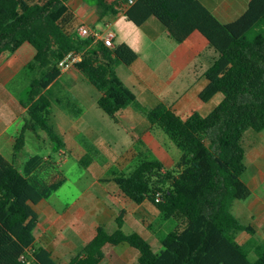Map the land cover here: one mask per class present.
<instances>
[{"label": "trees", "instance_id": "16d2710c", "mask_svg": "<svg viewBox=\"0 0 264 264\" xmlns=\"http://www.w3.org/2000/svg\"><path fill=\"white\" fill-rule=\"evenodd\" d=\"M71 0H0V66L25 44L35 50V64L46 69L31 85L30 104L13 159L0 152V264H60L50 249L36 248L39 215L35 205L48 200L67 177L57 161L36 153L24 167L17 162L27 134L66 146L55 126L52 87L62 75L59 62L72 51L82 53L74 69L100 92L99 107L115 121L129 106L143 111L149 123L164 131L182 154L171 169L157 158L136 162L128 174L113 172L103 182L114 183L138 205L150 203L176 228L156 253L140 233L123 230L126 210L110 233L100 226L95 237L68 264H102L106 246L128 244L139 251V264H264V237L233 213L238 200H248L245 135L264 131V0H251L232 22H222L204 0H82L94 2L100 19L123 13L136 26L155 19L175 43L199 32L218 53L205 72L208 85L200 98L208 103L218 94L222 101L206 116L198 111L184 118L168 103L144 107L126 85L116 66H132L140 54L127 43L109 47L96 36L82 37L76 28ZM56 102L74 116L81 108L72 101ZM36 141V140H35ZM37 142V141H36ZM88 166L84 157L81 161ZM246 231L245 243L235 232ZM25 258V259H24Z\"/></svg>", "mask_w": 264, "mask_h": 264}, {"label": "rangeland", "instance_id": "374dc122", "mask_svg": "<svg viewBox=\"0 0 264 264\" xmlns=\"http://www.w3.org/2000/svg\"><path fill=\"white\" fill-rule=\"evenodd\" d=\"M204 2L211 7L216 15L225 17L228 20L236 18L242 13L249 0H204ZM70 4L76 15V28L80 26L88 27L91 32L104 33L107 29L104 24V18L100 19V13L94 2H85L82 0H71ZM122 20L114 27V30L119 34V43H127L134 48L140 54V61L136 67H128L126 65L116 66L117 73L124 79L130 88H132V82L129 81V77L134 76V72L137 71L138 66L148 64L154 69V65H158L161 59L166 58L168 52L171 50L172 43L167 32L164 34L152 35L143 26L139 27L127 20L125 16H122ZM214 52H207V55L216 56L219 53L213 49ZM36 50L30 44L23 45L16 55L20 61L19 68L14 76L13 82H11L12 91H15L20 95L21 102L24 104H30V92L31 85L35 80L44 78L46 69L41 68L35 64ZM204 58V57H203ZM155 66V67H156ZM0 76L4 77L14 73L10 68V65L5 63L0 68ZM4 73V74H3ZM137 85V84H136ZM135 85V86H136ZM53 92V115L51 123L60 129V136L65 141L66 146L59 148L56 144H51L49 138L44 132H41V138L37 139L31 134H27V146L22 152L17 165L24 167L26 160L36 153H40L49 157L50 155L58 162L60 169L67 177V181L55 191L44 207L53 206L59 213L65 212L70 206H72L78 199L85 196V194H103L105 188L107 190L108 184L106 182H99V178L103 175V178H109L113 172L119 174H128L136 166L137 158H134V154L137 153L136 146L133 144L134 136L127 135L129 132V126L131 120L127 119L124 115L123 122L115 123V120L109 117L98 105V99L101 96V92L86 80L79 72L74 68L65 72L64 78L58 80L52 87ZM56 97L63 99V101H72L78 107L81 108L83 113L85 110L88 116L93 119V122L101 128L110 130L111 127H116L122 136L117 145L106 144L103 136L87 134L86 130L81 128L82 124L80 119L77 121V125L71 128V132L63 134L62 130L66 127L67 121L66 115H74L69 110L60 106L56 102ZM223 99V94H218L210 102L205 103L202 100L197 102H191L187 109H179V113L182 117L186 118L193 112L198 111L202 115H208ZM168 101V100H167ZM128 108H134L132 105ZM138 120V124L141 128L145 129L149 126V121L146 114L143 111ZM25 117V116H24ZM24 117H20L14 121L13 126L10 129V133L15 134L20 132L23 124ZM116 121V122H117ZM60 124V126H58ZM64 126V127H63ZM122 126V127H121ZM59 127V128H58ZM69 127L66 130L69 131ZM159 130V129H158ZM159 136L166 146L170 154L178 159L182 152L170 139V137L162 130L158 131ZM84 133V134H83ZM116 137V136H114ZM95 142L93 141V139ZM103 140L100 141V140ZM37 142H36V141ZM245 148H246V164L247 171L243 178L245 182L252 189V196L248 200H238L233 206V213L240 219L243 224L253 225L258 229V237L264 236V131L255 132L254 130H248L245 135ZM2 153L11 159L9 148L5 147ZM152 158L151 152H149ZM87 161L90 158L91 163L86 166L81 162L83 158ZM159 157V156H158ZM156 158V157H155ZM136 159V160H133ZM158 159V158H157ZM167 169H171L174 163L165 159L162 160ZM114 186V184H112ZM42 206L39 208L41 211ZM177 226V221L173 218L166 219L162 213H158V216L153 221V225L150 229L142 230V226H124L123 230L126 233H140L150 241L153 249L156 253H159L163 249V239L173 231ZM117 228V226H114ZM115 228H108L107 230L112 233ZM45 226L40 225L36 231L37 242L36 248L39 247L40 242H44ZM235 237L238 242L246 240L249 235L246 231L235 232ZM48 237V236H46ZM127 246L120 249L109 248L108 258L113 264L120 262L119 254L122 251L126 252ZM128 249L127 256L131 257L132 264H139L137 258L133 260L134 254H131V250ZM133 252L139 254L137 249L132 248ZM66 258L58 260L60 264H68Z\"/></svg>", "mask_w": 264, "mask_h": 264}, {"label": "crops", "instance_id": "0c3cea01", "mask_svg": "<svg viewBox=\"0 0 264 264\" xmlns=\"http://www.w3.org/2000/svg\"><path fill=\"white\" fill-rule=\"evenodd\" d=\"M250 1L251 0H249V3ZM249 3L242 13L231 20L216 15L210 6L206 3L205 4L222 22L228 23L236 20L244 14L248 9ZM122 16H125L124 12L116 17L109 15L105 16L104 24L112 21L114 28L119 23L118 21L123 19ZM143 27L153 36L161 33L164 34L165 31L155 19H150L145 25H143ZM118 39L119 34H117L115 38L116 43H119ZM171 43L172 47L168 52L167 57L161 59L157 66L154 65V69H152L149 64L148 66L142 64L138 66L137 71L134 72V76L129 77V81L132 82L133 85L131 89L135 92L138 100L144 107L154 108L160 103L165 102L180 114L178 112L179 109H187L191 102H197V100L201 101L200 93L208 85V81L204 74L219 55H207V52H216L213 50L214 48L209 46L208 41L199 32L193 33L182 43H175L172 39ZM139 61L140 58L130 67H136ZM5 63L10 65V68L14 73L4 77L0 76V152H2L5 147H8L11 154L10 160H12L15 139L20 134L21 130L20 132L12 134L10 133V129L13 126L14 121L27 114L29 104L22 103L20 95H18L15 89L14 91L10 89L12 88L11 82H13L14 76L16 77V72H18L17 69L20 65L16 53L13 57L7 59L0 68H2ZM67 71L69 70H63L62 75L58 80L62 77L64 78L65 72ZM122 80L127 86H129L124 79ZM86 111L87 110L80 113V115L75 116V118H72L71 115H66L67 121L65 123L66 127L62 130L63 134L71 132V128L77 125V121L80 119L82 124L81 128L86 130L87 134L92 136L100 134L104 137L106 144L111 143L116 146L121 138L126 137L125 135L122 136L119 130L115 129L116 127H111L110 130L103 127L101 128L93 122V119L88 116ZM140 111L141 110H138L135 107H127L119 113L117 118L120 122H123V117L126 115L127 119L131 120L127 135L134 136L133 144H135L134 146H136L135 148L137 151V153L134 154L136 155L134 158L139 156L137 159L139 161L148 157V155H150L149 152H151L153 156L161 161L165 159L175 164L179 158H174L168 151L167 147H164L165 143L162 142L158 132L160 130L153 127L150 123H148L149 126L145 129L139 126L138 120L141 118L140 115L143 114ZM116 121L115 123L120 127L119 122ZM58 126H60V124ZM67 127H69V131L66 130ZM55 128L60 135V129H57L56 126ZM93 141L95 142L94 139ZM103 177L104 175L99 178V182H103ZM108 183V188L107 190L105 188L103 194H85L84 197L78 199L63 213H59L53 208V206H42L45 205L50 198L35 205V210L39 215L35 236L36 231L42 224L45 226L44 233L46 234L44 236V242H40L39 246H44L45 248L50 249L57 261L61 258H66V262L69 263V261L77 256L82 248L95 237L97 229L100 226H104L107 229L115 228L114 226H117L118 228L117 218L122 210H126L123 228L129 224V226L135 227L141 225L143 231L150 229L153 225V221L159 213L155 206L150 203L138 205L127 198L114 183ZM112 184H114V186H112ZM41 206L42 209L39 211ZM251 226L256 230L257 236L258 229L254 224ZM142 235L145 237V233ZM249 238L250 234L246 237L245 241L239 243H245ZM257 238L259 237L257 236ZM124 246L128 247L126 248V252L130 249V253L134 254L133 260L137 258L138 261L139 254L133 252L132 247L128 244H121L119 246L105 247L106 255L102 264H113L108 258L107 250L109 248H115L118 250ZM126 252L122 251L119 254L120 262L118 264H132L134 262L131 257L127 256Z\"/></svg>", "mask_w": 264, "mask_h": 264}, {"label": "built area", "instance_id": "2783aa9c", "mask_svg": "<svg viewBox=\"0 0 264 264\" xmlns=\"http://www.w3.org/2000/svg\"><path fill=\"white\" fill-rule=\"evenodd\" d=\"M134 1L131 0V4ZM106 31L104 33L91 32V30L86 26H80L78 29L79 35L82 37L89 36L90 34L96 36V41H102L106 46L114 47L115 46V38L117 36L116 31L113 28V22L109 21L106 23ZM82 53L72 51L69 52L60 62L59 67L62 70H70L73 69L74 66L82 61ZM25 259V258H24Z\"/></svg>", "mask_w": 264, "mask_h": 264}]
</instances>
